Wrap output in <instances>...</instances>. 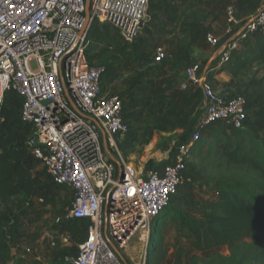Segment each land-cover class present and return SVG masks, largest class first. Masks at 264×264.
<instances>
[{"label": "built area", "instance_id": "built-area-1", "mask_svg": "<svg viewBox=\"0 0 264 264\" xmlns=\"http://www.w3.org/2000/svg\"><path fill=\"white\" fill-rule=\"evenodd\" d=\"M149 3L89 0L86 20L85 0H0V105L7 93L18 98L20 121L31 128L27 147L51 182L70 190L67 218L86 223L74 264H126L119 254L134 239L143 243L137 264H150L157 218L189 181L187 159L197 152L201 131L217 123L238 131L247 122L246 99L218 94L194 63L183 90L199 89L206 105L188 141L169 163L149 170L123 158L119 144L130 132L124 98L107 93L101 83L106 68L87 66L83 57L95 25L133 43L149 21ZM226 16L223 38L205 35L217 67L232 60L241 42L264 31L263 7L245 20L233 7Z\"/></svg>", "mask_w": 264, "mask_h": 264}, {"label": "rangeland", "instance_id": "rangeland-1", "mask_svg": "<svg viewBox=\"0 0 264 264\" xmlns=\"http://www.w3.org/2000/svg\"><path fill=\"white\" fill-rule=\"evenodd\" d=\"M258 1L151 0L147 16L149 21L131 44L124 43L107 26L95 25L92 28L90 43L83 57L84 64L104 66L107 70L103 81L105 91L124 98V116L130 125V132L123 143L126 148L119 144V150L123 158L125 153L134 154L129 160L132 166L149 170L160 161L171 159L177 147L188 141L203 109L204 97L194 87L183 90L186 69L195 63L192 61L195 58L217 56L206 44L205 35H224L229 7L238 13L239 20H245L257 13ZM258 35H264V31L258 32ZM246 40L250 42L253 39ZM245 41L241 42L238 52L243 50ZM237 54L234 53L233 58ZM228 65L221 66V69H226ZM210 83L213 88L226 92L232 90L235 93L231 96L241 95L246 99L248 118L245 129L249 133H257V122L264 125V68L253 67L228 85L218 86L212 80ZM213 129L214 126L203 129L202 140H208ZM222 130L227 135L233 134L229 128L222 127ZM197 149V152L202 150L204 153L205 144L201 143ZM197 152L187 159L185 176L189 181L184 182L177 196L157 218V233L153 231L151 234L149 258L154 250L167 251L161 264H176L178 261L188 264L192 255L207 259L215 254H228L225 248L197 253L187 243L186 232L179 231L180 222L176 215L200 218L202 210L215 199V194L209 189L214 174L196 157ZM36 169L43 170L39 163ZM71 199L70 190L61 187L54 206L33 199L27 207L28 215L20 220L21 233L23 229L28 232V236H22V241L24 239L29 243L32 240L33 245L40 242L36 249L42 257L41 263L48 264L51 253L58 249H70L71 246L74 253L75 243L81 240L84 226L67 218ZM44 234L61 236L60 242L55 240L56 246L51 249L49 240L42 242ZM131 244L134 245L133 251L126 249L129 264H137L143 243L134 239ZM17 250L14 253L17 254ZM34 256L28 254L25 259L29 262ZM13 258L10 264H16L15 255Z\"/></svg>", "mask_w": 264, "mask_h": 264}, {"label": "trees", "instance_id": "trees-1", "mask_svg": "<svg viewBox=\"0 0 264 264\" xmlns=\"http://www.w3.org/2000/svg\"><path fill=\"white\" fill-rule=\"evenodd\" d=\"M249 38L253 40H246L243 50L236 52L228 67L222 69L231 81L253 67L264 68V35L256 33ZM106 74L107 70L101 79L103 88ZM256 125L257 133H249L245 123L242 130L229 128L233 134L227 135L222 127H228L217 123L212 125L209 139L201 142L206 151H198L196 157L214 174L209 189L215 199L202 210L200 218L176 215V219L179 231L186 232L187 243L195 252L225 248L228 254L207 259L192 255L188 264H264V125ZM30 134L31 128L20 121L18 98L7 93L0 105V264L14 260L12 250L18 248L23 236L20 220L28 215L30 202L38 199L54 206L61 189L44 170L36 169L38 162L27 147ZM166 252L154 250L152 264H161ZM119 256L128 264L121 253ZM50 264L64 263L54 259Z\"/></svg>", "mask_w": 264, "mask_h": 264}, {"label": "crops", "instance_id": "crops-1", "mask_svg": "<svg viewBox=\"0 0 264 264\" xmlns=\"http://www.w3.org/2000/svg\"><path fill=\"white\" fill-rule=\"evenodd\" d=\"M264 8V0H259L258 1V5H257V8L258 10L260 8ZM235 15L238 18H240L238 16V13H236L235 11ZM246 19V18H244ZM243 20V19H242ZM216 37V36H215ZM224 35H221V36H218L217 38H223ZM119 38V37H118ZM212 50V48H211ZM212 52H215L216 53V50L213 49ZM217 58L215 56H212V57H204L203 59H198V58H195V60H192L194 61L195 63H198L201 67V72L202 74H205L207 77H208V80H212L214 83H217L218 86H221L220 84L222 85H228V83H230V81L232 80L231 76L228 74V72L226 70H222L221 67H217L216 66V60ZM214 90L222 95V96H231L232 94H234L235 92L230 90V92H226V90H219L218 88H214ZM206 105V101L205 99L202 101V106L203 108L205 107ZM203 110V109H202ZM252 133V132H251ZM124 141L121 143L122 147L125 149L126 148V145H123ZM125 160L127 162H129L130 160V157H134V154L130 153V154H127L125 153ZM168 160V159H167ZM137 165L139 164V162H135ZM164 161H160V163H157V165H161L163 164ZM139 169V168H138ZM82 225L84 226V231L82 232V234L80 233V242L79 243H75V249H74V253L72 252L73 250H71V248L73 247H69L70 249H63L60 250H55L53 251V253H51V257L48 258V264H50L54 259H57L58 261H61L63 262L64 264H74V258H75V254H76V250H77V246L79 244H81L84 240H85V236H86V223L85 222H81ZM22 235L25 237V236H28V232H25V230L23 229L22 231ZM69 233V232H68ZM57 237V239H56ZM60 237L61 236H58V235H52V234H44L43 237H42V242H45V240H49L50 241V245H51V249H53V247L56 246V241L55 240H58L60 242ZM68 240L70 238H67ZM62 241V240H61ZM65 242V246L66 245V240H64ZM30 243V244H29ZM29 243L26 242L24 239L23 241H21V243L19 244L18 246V250L17 249H13L12 250V256L14 257L15 255V260H16V264H44V263H41V255L38 254L37 252V249L39 247V245L37 244H40V242H36V245H33L32 243V240H29ZM32 244V245H31ZM133 247L134 245L130 244L129 247L127 249H129V251H133ZM14 250H17V254L14 253ZM32 255V254H35V256L33 257V259L29 262L26 261V256L27 255ZM122 256L126 259L127 263L129 264V256L126 253H121ZM13 263V261H12Z\"/></svg>", "mask_w": 264, "mask_h": 264}, {"label": "water", "instance_id": "water-1", "mask_svg": "<svg viewBox=\"0 0 264 264\" xmlns=\"http://www.w3.org/2000/svg\"><path fill=\"white\" fill-rule=\"evenodd\" d=\"M85 6H86V20L88 19V6H89V0H85ZM44 104H47V102H44ZM114 249V248H113ZM114 251L117 253V251L114 249ZM123 260V259H122Z\"/></svg>", "mask_w": 264, "mask_h": 264}]
</instances>
